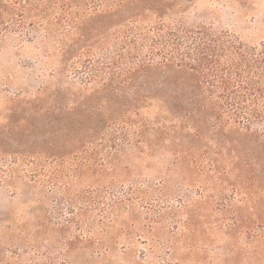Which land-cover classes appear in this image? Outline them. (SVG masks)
<instances>
[{
  "label": "rangeland",
  "instance_id": "obj_1",
  "mask_svg": "<svg viewBox=\"0 0 264 264\" xmlns=\"http://www.w3.org/2000/svg\"><path fill=\"white\" fill-rule=\"evenodd\" d=\"M77 1L87 17L99 11ZM121 1L146 31L162 18L264 42V0ZM25 2L0 0V264H264V134L191 112L188 98L177 107L174 98L189 94L204 104L191 73L153 68L129 78L107 66L118 90L95 95L92 143L32 136L17 146L24 96L86 87ZM91 18L88 26L100 13ZM73 28L77 39L85 32ZM105 31L100 45L129 51Z\"/></svg>",
  "mask_w": 264,
  "mask_h": 264
},
{
  "label": "trees",
  "instance_id": "obj_2",
  "mask_svg": "<svg viewBox=\"0 0 264 264\" xmlns=\"http://www.w3.org/2000/svg\"><path fill=\"white\" fill-rule=\"evenodd\" d=\"M87 1L89 10H99L95 13H100L101 17L98 21H90L89 26L87 22L95 13L91 12V17H87L77 0H28L24 3L32 4V8L40 13L49 41L60 48L66 66L82 73L86 87L58 88L45 98V94L33 98L27 95L21 99L26 107L17 102L15 114L20 117L16 121L26 124L25 129L16 134L18 147H26L25 138L32 136L74 148L82 142L92 143L88 138L95 130V95L101 92L106 97L108 92L114 94L112 89H117L111 81L105 80L103 71L107 66L111 70L123 66L121 69L131 75L129 78L140 70L153 68L164 72L173 68L176 72L191 73L198 78L197 94L202 96L204 104H199L195 94H189L174 98L177 107L181 98H188L191 112L211 114L223 124L233 123L240 129L264 134V42L250 44L230 31L216 32L210 26H192L184 22L167 23L162 18L146 31L138 23L135 10L121 0ZM118 5L121 9L116 11ZM124 13L131 16L121 20ZM3 18L0 13V25ZM84 20L87 21L82 23ZM82 24L85 25L81 29ZM73 27L85 32H78L77 39L69 34ZM109 28L114 36L112 47L120 44L125 49L124 44H127L128 52L111 50L110 44L100 45L104 38H108L109 33L106 34L105 30ZM149 32L153 35L148 45ZM81 43L90 44L83 48ZM94 45L98 46L96 52H101V57L93 54ZM161 82L166 83V79L163 77ZM29 126L34 130L27 133ZM43 128H49L48 133L39 131ZM3 142L4 139L0 138V144ZM14 158L21 160L20 155ZM260 236L264 238V228Z\"/></svg>",
  "mask_w": 264,
  "mask_h": 264
}]
</instances>
